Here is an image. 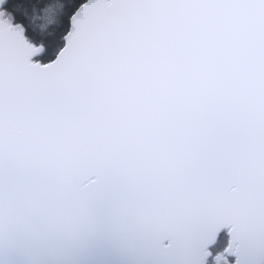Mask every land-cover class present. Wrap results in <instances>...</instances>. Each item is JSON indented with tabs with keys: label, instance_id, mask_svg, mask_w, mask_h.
<instances>
[{
	"label": "snow or ice",
	"instance_id": "1",
	"mask_svg": "<svg viewBox=\"0 0 264 264\" xmlns=\"http://www.w3.org/2000/svg\"><path fill=\"white\" fill-rule=\"evenodd\" d=\"M35 4L0 0V264H264V0Z\"/></svg>",
	"mask_w": 264,
	"mask_h": 264
},
{
	"label": "trees",
	"instance_id": "2",
	"mask_svg": "<svg viewBox=\"0 0 264 264\" xmlns=\"http://www.w3.org/2000/svg\"><path fill=\"white\" fill-rule=\"evenodd\" d=\"M66 0H46L29 9V17L33 27L42 35L49 34L55 30L59 17L63 11Z\"/></svg>",
	"mask_w": 264,
	"mask_h": 264
}]
</instances>
